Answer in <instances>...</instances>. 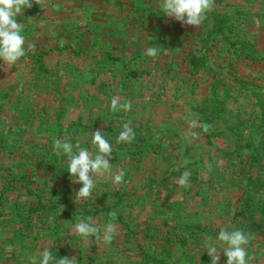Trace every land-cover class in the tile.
Listing matches in <instances>:
<instances>
[{
	"label": "rangeland",
	"instance_id": "rangeland-1",
	"mask_svg": "<svg viewBox=\"0 0 264 264\" xmlns=\"http://www.w3.org/2000/svg\"><path fill=\"white\" fill-rule=\"evenodd\" d=\"M159 3L46 0L44 9L33 4L17 16L25 24L26 54L10 68L0 62V264H28L45 248L56 258L75 257L76 264H210L201 249L205 238L239 229L248 194L253 207L264 199V110L248 86L264 90V0H214V8L242 20L231 25L242 27L257 52L230 64L229 57L208 53L239 92L228 109L240 104L251 114L238 136L218 123L210 139L196 120L199 135L185 133L190 102L210 96L216 82L205 72L188 78L185 53L178 52L194 48L193 36L204 33L165 17ZM173 37L186 42L176 52ZM148 47L158 55H145ZM190 82H196L193 92ZM216 85L223 96L220 86H226ZM113 97L131 101L132 110L112 112ZM128 121L135 139L117 144ZM97 129L113 145L111 173L96 177L91 198L77 200L82 185L70 179L68 157L54 154V140L79 143L95 155ZM121 169L124 182L114 185L111 174ZM186 169L191 186L183 188L177 180ZM112 211L117 235L111 243L88 245L74 233L86 217L102 229ZM246 250L249 264H264V233ZM219 255L226 264L222 250Z\"/></svg>",
	"mask_w": 264,
	"mask_h": 264
},
{
	"label": "clouds",
	"instance_id": "clouds-1",
	"mask_svg": "<svg viewBox=\"0 0 264 264\" xmlns=\"http://www.w3.org/2000/svg\"><path fill=\"white\" fill-rule=\"evenodd\" d=\"M33 4L39 5L44 9L46 0H0V62L3 67H11L25 56V36L22 34L25 30V24L17 22V16H22L25 9H30ZM214 7V0H160L159 12L165 17L173 18L184 25H190L194 28L199 27L206 19V14ZM159 49L148 47L145 55L156 57ZM112 112H129L132 110L131 101L121 102L118 98L113 97L110 103ZM196 121L193 119L189 125L188 137H196L199 133L193 129ZM203 132L207 133L211 125L203 124ZM91 143L95 149V155L90 153L89 149L80 147L79 143L73 145L70 141L55 139L53 152L56 155H66L68 157L67 172L73 183H80L82 187L75 192L77 200H87L92 197L93 190L96 186V177L105 176L111 173L112 163L109 160L112 157L113 145L106 139L104 133L97 129L91 133ZM135 139V133L131 127V122H124L122 130L116 137V143H132ZM74 148L76 151H74ZM189 162L185 160L183 165ZM179 170V169H177ZM125 172L120 171L111 174V180L114 185H120L124 182ZM191 172L185 170L177 180L179 186L183 188L190 187ZM116 212L109 213V221L101 227L92 222L91 217L78 219L73 226L75 234L79 235L88 245L93 241H103L111 243L117 235L115 224ZM251 234L245 233L240 229L227 230L221 228L215 240L212 237H206L201 249L207 251L211 258L210 264H219L220 251H223L226 257V264H249L246 245L251 240ZM76 258L60 257L52 255L48 248H45L40 254L39 259L36 256L28 258V264H76Z\"/></svg>",
	"mask_w": 264,
	"mask_h": 264
},
{
	"label": "trees",
	"instance_id": "trees-1",
	"mask_svg": "<svg viewBox=\"0 0 264 264\" xmlns=\"http://www.w3.org/2000/svg\"><path fill=\"white\" fill-rule=\"evenodd\" d=\"M239 17V16H236ZM231 21L242 22L241 19L235 18L234 14L226 15L225 13L220 12L217 8H214L206 14V19L199 26L200 32L204 33L196 34L193 36L195 42H192V46L188 51L185 52L184 48H180L179 45L185 42L182 38L179 43L176 42V37L170 38V41L176 42V45L173 46V51L176 52L177 46L180 48L178 50L180 53L184 54L183 61L186 63V69L188 70V78L197 72H205V74H210L214 79V82L218 83V85H225V87L220 88L224 90L223 96H217L215 94V89L217 87L216 83L212 84L211 95L204 96L203 99H198V102H190V110L188 115H190V119L196 120L200 126L199 128L202 130L203 124L211 125V129L209 132L204 134L209 137H216V124L222 123V128L225 132L236 133L237 130L241 127H245L249 125L251 122V114H244L245 110L242 105H238L235 108L228 109V104L230 101H234V103L239 102L238 93H234L232 91V86L228 85L226 82H229L227 77H224V67H219V62L217 64L216 59H213L208 55L210 50L213 53L221 54L229 57V64L233 59L239 56H244L245 58H253L256 56V50L254 49L253 42L250 43L247 40V37L243 33L242 27L239 26V30L231 25ZM236 31V32H235ZM241 33V34H240ZM162 44H166L165 40L161 42ZM186 43V42H185ZM226 43L225 48H221V44ZM225 45V44H224ZM237 46V47H236ZM184 47V46H182ZM177 67V66H176ZM175 67V68H176ZM229 76H233V74H229ZM234 77V76H233ZM185 79V82H189L191 79ZM193 79V78H192ZM237 82H241V78H235ZM196 82H190L189 89L193 92V86H195ZM243 85H246L243 83ZM255 84H248L249 94H252L256 100V103H259L264 110V90H261ZM235 96V98H233ZM192 100L194 99L191 97ZM264 116L262 117V119ZM203 131V130H202ZM230 135V134H229ZM217 136H220L217 135ZM224 136V135H221ZM220 136V137H221ZM238 136V134H237ZM227 139H230L228 136H224ZM233 141V139H231ZM241 146L243 142H240ZM239 142H236L238 147ZM247 145V144H246ZM261 191H264L262 189ZM248 194L246 196V202L241 209H239L238 214L241 215V221L239 223L238 228L244 231L246 234L250 233L251 237L257 236L259 233H264V199L259 197L257 202L258 206H251L253 201V197ZM258 217V220L255 217ZM183 233H186L185 230ZM251 241V240H250ZM204 264H207V261H203Z\"/></svg>",
	"mask_w": 264,
	"mask_h": 264
}]
</instances>
